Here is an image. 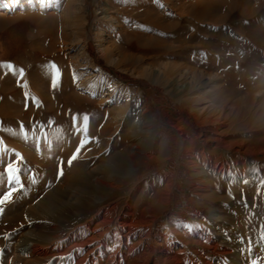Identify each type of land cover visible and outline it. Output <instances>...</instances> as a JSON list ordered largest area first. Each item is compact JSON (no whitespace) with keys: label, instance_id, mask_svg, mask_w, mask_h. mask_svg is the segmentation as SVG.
I'll use <instances>...</instances> for the list:
<instances>
[{"label":"bare ground","instance_id":"6f19581e","mask_svg":"<svg viewBox=\"0 0 264 264\" xmlns=\"http://www.w3.org/2000/svg\"><path fill=\"white\" fill-rule=\"evenodd\" d=\"M26 1L33 0H0V11L11 10L15 4ZM225 1L232 10L242 7L245 12L242 16L254 12L247 7L252 0ZM39 2L46 7L48 0ZM199 4L196 20L202 22L207 3ZM132 6L131 0L98 2L96 15L102 21L101 26L110 29L113 43L137 40L136 24L130 12ZM79 10L81 15L85 14V0L80 1ZM186 10L187 6L180 4L179 16L174 21L157 25L158 30L169 35L170 43L151 40L149 50L157 56L183 61L182 67L197 73L217 69L227 72L228 85L224 88L232 98L264 88V78L260 77L264 70L262 31L255 29L249 39L227 41L224 46L212 50L213 54H207L201 51L202 45H190L187 28L180 31L179 27L192 19ZM53 32L42 37L44 47L33 50L28 59L31 63L37 61L46 76L19 85L12 81L0 85V131H31L30 135L20 138L3 132L0 139L23 159L43 164L41 170H34V165L31 171L51 176L50 184H57L55 195L48 193L35 205L28 206L49 184L48 179L39 183L31 197L16 200L13 211L17 213L12 222L20 238L15 246H5L0 239V249L4 247L12 254L8 259L0 257V264H198L185 256L183 249L166 239L157 242L152 235L157 216L170 202L175 184L164 172L169 147L167 138L145 113L135 120L128 117L123 122L124 134L118 136L109 123V114L102 109L103 101L97 100L99 94L93 91L104 74L101 70L92 71L94 69L87 62L80 65L81 72L73 70L61 51L56 52ZM174 44L177 48L172 47ZM10 66L17 67L16 64ZM86 73L92 76L84 79L82 75ZM178 82H173L172 91L182 97L187 88ZM203 86L195 85L194 90ZM222 108L224 119L208 117L202 122L197 119L198 123H207L203 136L184 138L183 127H176L182 137V155L186 153L192 169L189 184L198 182L200 185L195 189L201 193H210L216 182L229 181V176L237 182L242 178L254 179L250 183L253 186L264 177L263 168L248 166L243 160L244 154L251 155L244 148L245 142L240 144L243 145L241 149L235 148L237 143L226 142V134L222 131L227 118L234 119L250 111L240 103L230 104V100L223 103ZM229 108L233 111H228ZM85 116L89 117L86 127ZM200 137H203L202 144L198 143ZM79 145H83L79 155L69 165L68 160ZM117 149L120 156L114 154ZM61 165L63 175L58 176ZM92 165L96 168L90 169ZM148 165L151 169L144 174ZM249 170L253 171L254 178ZM228 197L224 200L232 196ZM220 212L219 207L212 212V220L218 227L216 241L210 247V253L217 257L213 264H230L228 257L231 255L236 259L233 264L260 262L264 258V245L254 239L264 234V211L258 220L246 218L257 231H252L250 236L244 235L248 246L252 247L251 260L220 239ZM196 223H201V219H194L193 224ZM3 231L0 226V234ZM251 236L252 241L249 240Z\"/></svg>","mask_w":264,"mask_h":264},{"label":"rangeland","instance_id":"374dc122","mask_svg":"<svg viewBox=\"0 0 264 264\" xmlns=\"http://www.w3.org/2000/svg\"><path fill=\"white\" fill-rule=\"evenodd\" d=\"M80 1L48 0L46 7H42L39 0H33L19 2L11 10L0 11V85L6 84V81L19 85L46 76V71L39 68L37 61L31 63L28 59L33 50L44 47L42 37L53 30L56 52L61 51L60 54L73 70L81 72L80 65L87 62L94 69L92 71L101 70L104 74L93 91L99 94L97 100L103 101L102 109L109 114V123L118 136L124 134L123 122L128 117L135 120L145 113L158 124L156 128L167 138L169 147L164 172L174 179L175 184L170 202L160 210L152 228L154 240L161 243L166 239L168 243L183 249L184 255L198 264H207L206 261L213 264L217 257L210 253V247L216 241L218 227L212 220V212L219 207L222 220L219 238L231 248L242 251L245 259L251 260L252 247L248 246L244 235L248 233L247 236H250L252 231H257L251 228L246 218L258 220L264 211V177L253 186L250 183L254 179L242 178L237 182L229 176V181L216 182L210 193L197 191L195 187L200 185L198 182L189 184L192 169L186 153L182 155V137L176 127H183L184 134L181 133L184 138H198L199 134L203 136L207 123H198L197 119L201 122L208 117L213 120L224 119L222 104L227 100H230V104L240 103L250 113L240 114L234 119L231 116L227 118L222 129L226 134L225 140L237 143L235 148L240 149L243 147L240 145L242 141L245 142L244 148L251 153L243 155L245 163L264 169V88L246 91L232 98L224 88L228 85L225 80L227 72L217 69L197 73L185 69L182 67L183 61L152 53L149 41L156 39L165 44L170 43L169 35L158 30L157 25L174 21L180 13V4H183L187 6L186 11L192 19L189 24L179 27L180 31L187 28L186 33L191 37L190 45H202V52L213 54L212 50L224 46L227 41L249 39V34L255 29L264 34V0H252L247 5L250 11L254 10L249 16H242L245 13L242 7L230 9L225 0H131L133 6L130 12L135 20L138 38L126 44L113 43L110 29L101 26L102 21L96 15V6L101 0H85L84 15L80 14ZM200 2L207 3L204 8L206 16L202 22L196 20ZM177 46L172 45L173 48ZM15 64L16 68L8 67ZM82 76L86 79L92 74ZM260 77L264 78V70ZM175 80L187 88L182 97L172 91ZM195 85L204 86L195 91ZM207 105L210 106L204 110ZM228 111L233 110L229 108ZM3 132L14 138L31 134V131L17 129L0 131ZM202 139L200 137L198 143L202 144ZM43 151L49 153L47 149ZM114 154L121 155L119 149ZM9 164L19 169L18 185L7 183ZM42 165L23 159L20 153L0 139V198L12 187L17 189L0 213V226L4 229L0 239L5 246H15L20 238V232L12 222L17 213L13 211L16 200L31 197L32 192L39 188V183L47 179L49 184L28 206L35 205L48 193L55 195L57 184H50L51 176L31 171L33 166L36 168L34 170H41ZM94 168L95 165L90 166V169ZM150 169L151 165L146 166L144 174ZM249 172L254 178L253 171ZM229 195L232 196L230 200H224ZM216 197L223 200H217ZM198 218L201 223L193 224L194 219ZM262 236L264 234L256 236L254 241L264 245ZM249 240L252 241V236ZM0 250H3L1 258L12 256L4 247ZM228 263H236L234 255L228 257ZM256 264H264V258Z\"/></svg>","mask_w":264,"mask_h":264},{"label":"snow or ice","instance_id":"6c2138e0","mask_svg":"<svg viewBox=\"0 0 264 264\" xmlns=\"http://www.w3.org/2000/svg\"><path fill=\"white\" fill-rule=\"evenodd\" d=\"M9 67H11L9 65ZM22 74V73H21ZM53 83H55V81H53ZM89 120L88 116L84 117V122H85V127L87 126V122ZM83 145H79L76 149V152L73 154L72 157L69 158L68 160V164L71 165V163L77 159L79 152H80V148ZM19 171L18 168L14 167L12 164H9L7 166V173H8V177H7V183L8 184H20V177L17 175V172ZM63 175V171H62V165L60 166L59 170H58V176ZM17 191V189L15 187H12L9 191H7L3 198H0V213H2L4 211L3 205L10 200V198L13 197V193H15ZM262 239H264V236H262ZM3 250H0V253H2ZM253 264H255V261H253Z\"/></svg>","mask_w":264,"mask_h":264}]
</instances>
